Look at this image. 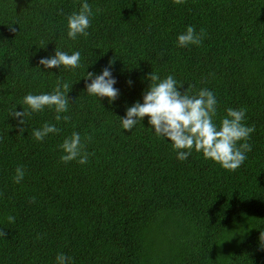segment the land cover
<instances>
[{
    "label": "trees",
    "instance_id": "16d2710c",
    "mask_svg": "<svg viewBox=\"0 0 264 264\" xmlns=\"http://www.w3.org/2000/svg\"><path fill=\"white\" fill-rule=\"evenodd\" d=\"M89 3V35L70 39L67 17L80 0H0V264H55L61 252L74 264H264V0ZM188 25L202 43L178 47ZM55 48L80 51L81 66L44 69L40 58ZM109 61L120 89L113 104L87 94L84 78ZM151 71L173 74L181 92L213 90L217 123L229 107L247 109L255 132L239 168L195 150L178 160L147 117L122 130L118 116L142 101ZM58 81L70 86L69 121L48 108L24 125L12 117L27 110L26 94ZM45 122L61 131L36 141L32 129ZM73 131L91 154L86 164L60 159Z\"/></svg>",
    "mask_w": 264,
    "mask_h": 264
},
{
    "label": "clouds",
    "instance_id": "9594fccd",
    "mask_svg": "<svg viewBox=\"0 0 264 264\" xmlns=\"http://www.w3.org/2000/svg\"><path fill=\"white\" fill-rule=\"evenodd\" d=\"M93 15L89 0H80L79 11H74L67 17L68 38L76 39L78 36L89 35ZM202 39V30L197 32L193 25H188L186 31L178 35L176 43L181 48L189 45L199 46ZM39 65H43L44 69H60L63 66L75 70L81 66V52L73 51L69 54L55 48L54 55L40 58ZM112 66L113 61H109L108 66L99 74L86 72L84 77L86 93L97 98L106 97L109 104L115 103L120 96ZM147 79L149 84L147 90L142 92V101H135L126 108L124 116H118L122 130L133 131L138 124L144 125L143 120L147 117L153 133L171 144L180 161H186L195 150L202 153L205 159H211L230 171L236 170L245 162L247 153L252 150L248 141L255 132V126L245 123L246 108H227L217 123L219 101L213 90L201 88L192 93L191 86H188L181 92L183 83L178 82L173 74L161 77L159 73L151 71L147 74ZM127 83L129 86L133 84L131 80ZM69 91L70 86L67 83L58 81L51 92H30L23 98L27 110L22 107V111H17L15 108L12 117L18 118L19 124L24 125L27 116L48 108L54 110L57 122H67L70 117L63 114L69 112ZM24 131L25 128L21 127L20 132ZM60 131L57 124L45 122L41 127L33 128L31 135L36 141L42 142L49 134L55 135ZM58 148L62 152L60 159L64 163L76 160L83 165L88 163L91 155L77 131L66 136ZM25 174L23 166L16 167L13 177L15 183L23 181ZM7 219L10 223L15 222V216L9 215ZM5 236V231L0 230V237ZM259 239L264 245V233H260ZM55 264H74V260L61 252L57 254Z\"/></svg>",
    "mask_w": 264,
    "mask_h": 264
}]
</instances>
